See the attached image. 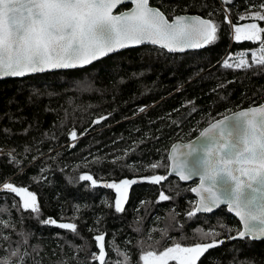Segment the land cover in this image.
<instances>
[{
	"label": "trees",
	"instance_id": "1",
	"mask_svg": "<svg viewBox=\"0 0 264 264\" xmlns=\"http://www.w3.org/2000/svg\"><path fill=\"white\" fill-rule=\"evenodd\" d=\"M150 4L169 17L196 13L209 18L211 13L220 25L217 41L182 53L142 45L82 69L0 80V189L8 182L26 188L39 207V213L23 210L19 197L0 190V224L10 225L0 228V237H8L0 239V258L18 248L23 264H99L91 253L98 252L95 235L103 233L112 264H124L117 249L135 264L153 241L191 246L215 230L224 243L198 264H264V239H228L240 224L225 207L189 218L193 183L166 177L167 151L174 141L190 139L213 119L264 101V67L223 65L245 52L251 61L259 47V42L232 39L230 25L223 22L225 10L232 24L257 22L239 17L259 10L261 0ZM257 23L264 27V21ZM94 120L99 123L92 125ZM152 164L161 166L152 169ZM81 175H91L96 186L81 181ZM151 175L166 179L152 184L144 179ZM124 179L137 183L128 189L124 211L117 213L116 189L104 185ZM160 192L170 199L159 201ZM48 218L76 223L77 231L43 224Z\"/></svg>",
	"mask_w": 264,
	"mask_h": 264
},
{
	"label": "snow or ice",
	"instance_id": "2",
	"mask_svg": "<svg viewBox=\"0 0 264 264\" xmlns=\"http://www.w3.org/2000/svg\"><path fill=\"white\" fill-rule=\"evenodd\" d=\"M125 2H130V10L114 14V10ZM230 4L231 0H222ZM177 15L171 22L161 10L151 7L150 0H0V78L25 77L30 74L53 70H75L91 65L94 61L130 46L150 44L168 52H184L186 49H200L210 46L218 39L220 25L211 18ZM243 20L264 21V0L259 10H249L239 17ZM224 23L230 25L231 37L236 42H259L257 50L251 52V61L241 53L239 57H229L223 61L225 68L248 69L251 66L264 67V27L257 22L243 25L232 24L227 10ZM233 60V63L229 61ZM100 119H105L101 117ZM234 121L229 128L224 117L200 133L207 137L209 144L203 149V158L194 167L177 154L179 145H174L168 155L170 174L175 173L180 180H188L198 175L200 183L191 189L199 199L188 211L189 218L197 213H210L221 205H227L229 212L239 218L242 229L228 239H264V105L239 111L231 117ZM99 123V120L96 121ZM77 133H71L75 139ZM183 155L197 151L191 144ZM152 164L151 168L160 167ZM81 181H97L91 175H81ZM145 180L160 184L166 177L151 175ZM137 183L136 179H124L119 183L105 184L117 192L115 211H124L128 189ZM20 198L18 207L39 213L35 194L26 188L3 183L2 189ZM170 197L160 192L159 201ZM43 224L55 225L60 229L75 233L77 224L57 222L51 218ZM10 225L0 224V228ZM231 231V229H229ZM220 233L212 230L203 234L204 242L191 246L173 243L162 246L153 241L143 250L135 264H198L202 256L223 240ZM210 238V240H209ZM0 239H8L5 235ZM98 252L91 253L93 261L112 264L106 255L105 235H95ZM20 243H26L22 240ZM118 253L124 264H132L128 253ZM24 257L17 249H10L0 264H23Z\"/></svg>",
	"mask_w": 264,
	"mask_h": 264
},
{
	"label": "water",
	"instance_id": "3",
	"mask_svg": "<svg viewBox=\"0 0 264 264\" xmlns=\"http://www.w3.org/2000/svg\"><path fill=\"white\" fill-rule=\"evenodd\" d=\"M150 1H151V0H150ZM122 5H129V7H128V8H125V9H123V10H121V11H117L118 8L121 7ZM122 5L118 6V7L114 10V14H118V13H120V12H123V11H126V10H130L131 7H132V5H131L130 2H125V3H123ZM150 6L159 9L158 7H156V6H154V5H151V4H150ZM159 10H161V9H159ZM161 11H162V10H161ZM162 12H163V11H162ZM164 14H165V13H164ZM177 15H185V16H189V17H191V16H200L201 18H206V17L201 16V15L196 14V13H180V14H175V15H173V16H171V17H169V16H167V15L165 14V16L169 19L170 22H171V20H172L175 16H177ZM145 45H150V44H145ZM139 46H142V45H139ZM139 46H130V47L125 48V49L134 48V47H139ZM156 47H159V46H156ZM201 49H203V48H200V49H186L184 52H186V51H190V50H201ZM121 50H124V49H121ZM121 50H118V51H121ZM164 50H166V49H164ZM118 51H117V52H118ZM166 51H167V50H166ZM115 53H116V52H115ZM169 53H173V52H169ZM175 53H182V52H175ZM112 54H113V53H112ZM109 55H111V54H109ZM109 55H108V56H109ZM106 57H107V56H106ZM103 58H105V57H102L101 59H103ZM101 59H99V60H101ZM99 60H97V61H99ZM94 62H96V61H94ZM94 62H93V63H94ZM55 71H64V70H53V71H50V72H55ZM45 73H49V72H45ZM37 74H39V73H37ZM30 75H35V74H30ZM30 75H27V76H30ZM25 77H26V76H25ZM15 78H24V77H4V78H0V80H3V79H15ZM260 105H264V101L261 102V103H259V104H256V105H251V106H248V107H245V108L237 109V110H234V111L229 112V113H227V114H224V115H222V116H219V117L213 119L212 121H210L209 123H207V124H206V125H205V126H204V127H203V128L197 133V134H196V135H194V136L191 137L190 139H187V140H176V141H174V142L170 145V147L168 148V151H167V159H168V155H169L170 151L172 150L173 146H174V145H179L180 147L177 149V154L180 155L181 159H182V160H186V161H187V164H188L189 167H194V166H196V165H197V162L200 161V160L203 158V155H204V153H203V149H204L205 147H207V145L209 144V140H208V138H207V137H202V136L200 135V133H201L202 131H204V129L208 128V127L210 126V124H212V123H215V122H217V121H219V120H223L224 117H229V120L225 121V123L228 125L229 128H232V126H233V124H234V121L231 119V117H233V115H234L235 113H237V112H239V111H246L247 109H249V108H251V107H258V106H260ZM96 121H97V120H94L93 123H92V125H95V124H96ZM188 144H191L194 148L197 149V151H196L195 153H193L192 155L185 156V155H183V154H184V153H187V152L189 151V149L185 148L184 145H188ZM170 164H171V162L168 160V169H167L166 177H175V178H177L179 181H181L182 183H192V182H193V185L191 186V189L194 188V187H197V186H198V184L200 183V180H199V176H198V175H193V176H191L188 180H183V181H182V180L179 179L178 176L175 175V173H171V174H170ZM191 189H190V191H191ZM191 194L195 197V203H196V201L199 199V197L197 196L196 193H194V192H192V191H191ZM221 207H225L226 210H227V212H228L229 214H231L232 216H234V217L237 219V221L239 222V218L235 215V213H234V212H229V211H228L227 205H221V206L217 207L216 209H214V210H213L212 212H210V213L215 212L216 210H218V209L221 208ZM210 213H203V212H202V213H197V214H210ZM239 224H240V223H239ZM240 229H242V225H240ZM235 235H236V234H235ZM235 240H242V239H239V238H238V239H235Z\"/></svg>",
	"mask_w": 264,
	"mask_h": 264
},
{
	"label": "bare ground",
	"instance_id": "4",
	"mask_svg": "<svg viewBox=\"0 0 264 264\" xmlns=\"http://www.w3.org/2000/svg\"><path fill=\"white\" fill-rule=\"evenodd\" d=\"M193 183V182H192ZM222 208V207H221ZM220 209V208H219ZM226 209V208H225Z\"/></svg>",
	"mask_w": 264,
	"mask_h": 264
}]
</instances>
